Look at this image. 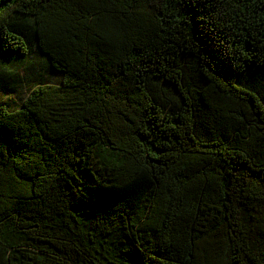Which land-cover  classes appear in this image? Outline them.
I'll return each mask as SVG.
<instances>
[{
	"label": "trees",
	"instance_id": "16d2710c",
	"mask_svg": "<svg viewBox=\"0 0 264 264\" xmlns=\"http://www.w3.org/2000/svg\"><path fill=\"white\" fill-rule=\"evenodd\" d=\"M0 264H264V0H0Z\"/></svg>",
	"mask_w": 264,
	"mask_h": 264
},
{
	"label": "rangeland",
	"instance_id": "374dc122",
	"mask_svg": "<svg viewBox=\"0 0 264 264\" xmlns=\"http://www.w3.org/2000/svg\"><path fill=\"white\" fill-rule=\"evenodd\" d=\"M40 69V68H39ZM28 73V72H27ZM30 76H32V75H30ZM53 77H51V79H53L52 80V82H57L58 80H59V76L58 75H52ZM51 81V80H50ZM17 101V100H16Z\"/></svg>",
	"mask_w": 264,
	"mask_h": 264
}]
</instances>
